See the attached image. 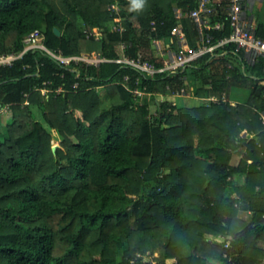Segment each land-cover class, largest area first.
Listing matches in <instances>:
<instances>
[{
	"label": "trees",
	"instance_id": "16d2710c",
	"mask_svg": "<svg viewBox=\"0 0 264 264\" xmlns=\"http://www.w3.org/2000/svg\"><path fill=\"white\" fill-rule=\"evenodd\" d=\"M114 1L0 0V54L23 51L38 29L56 53L160 66L155 50L176 47L175 8L197 6L118 0L119 31ZM217 18L213 40L230 29L223 7ZM181 20L195 46L196 26ZM233 48L153 75L37 48L0 65V264H264V57L246 63ZM232 86L249 90L245 101L229 99ZM181 87L200 101L177 105Z\"/></svg>",
	"mask_w": 264,
	"mask_h": 264
},
{
	"label": "built area",
	"instance_id": "2783aa9c",
	"mask_svg": "<svg viewBox=\"0 0 264 264\" xmlns=\"http://www.w3.org/2000/svg\"><path fill=\"white\" fill-rule=\"evenodd\" d=\"M256 1L257 0H196L197 6L189 8L186 11H182L177 7L175 8L177 22L171 28V35L175 37L176 47L167 44L164 50L158 49L159 53L164 55L162 65L157 66L153 62L143 59L140 54L137 57H130L127 54L122 53L120 57H116L114 60L116 62L128 64L140 71L152 75L164 71L172 73L185 68L189 63L205 53H214L217 48L224 47L227 44H233V51L242 53L243 59L246 63H253L259 56L264 57V38L256 34L257 22H255V15L253 13ZM221 7H223L224 15L227 16L230 29L227 35H223L213 40L208 31L222 27L223 24L219 18L214 20L215 14ZM108 9L116 13V22L113 24L112 29L122 31L124 27L121 23V16L118 14L119 1L115 0L110 3ZM185 16L193 22L197 29V43L195 46H187L186 44L187 36L181 20ZM151 25L154 29V20L151 21ZM25 42L27 44L26 49L31 47L45 49V46L40 42V31L38 29L33 30L25 38ZM154 44L157 45L156 40H154ZM120 46L124 49L125 43H121ZM49 52L62 62L83 59L87 63H97L98 61L103 60V58H100L99 56L89 57L69 55L63 57L51 51ZM19 55H14L12 53L0 54V65L10 64L12 60ZM175 94H186L185 88L181 87ZM216 99L215 96L207 98V100Z\"/></svg>",
	"mask_w": 264,
	"mask_h": 264
},
{
	"label": "rangeland",
	"instance_id": "374dc122",
	"mask_svg": "<svg viewBox=\"0 0 264 264\" xmlns=\"http://www.w3.org/2000/svg\"><path fill=\"white\" fill-rule=\"evenodd\" d=\"M253 13L255 15V22H257V21L264 22V0L262 2L259 1V0L256 1L255 5H254ZM40 41H42V36L40 38ZM17 54H20V52L17 53ZM88 54H92V53H88ZM98 56L99 57H102L103 59L105 58L104 56H102L100 54H98ZM99 62L100 61H98L97 63H99ZM188 78H189L188 81H192V76H191L190 73L188 74ZM105 91H106L105 88H103V87L102 88H99V92L101 93V96H102V105L103 106H106V105L109 104V101H108V99L106 97ZM248 93H249V90L246 89V88L232 86L230 88V91H229V99L230 100H233V101L242 102V101H245L246 100V98L248 96ZM171 100L175 101V103L177 105H194V104H196V103H198L200 101L198 98H196V97L193 96L192 90L190 92L186 93V95H175V96H171ZM7 114L8 113L5 112V111L4 112L3 111L0 112V129L1 130H4L7 121H9V116ZM59 137L60 136L58 135L57 136V139H56V142H54V145H57V143L59 142V140H60ZM240 154H241V151H238L236 154H234L233 159L236 161V159H238V157L240 156ZM242 178H243V176L241 174H239V175L237 174V175H235L233 177L232 180L234 182H236V181L241 182L242 181ZM230 189H231V187H228V190H230ZM210 264H216V262L210 263Z\"/></svg>",
	"mask_w": 264,
	"mask_h": 264
},
{
	"label": "bare ground",
	"instance_id": "6f19581e",
	"mask_svg": "<svg viewBox=\"0 0 264 264\" xmlns=\"http://www.w3.org/2000/svg\"><path fill=\"white\" fill-rule=\"evenodd\" d=\"M59 30V29H58ZM33 31V30H32ZM31 31V32H32ZM30 32V33H31ZM29 33V34H30ZM60 33V32H59ZM28 34V35H29ZM27 35V36H28ZM26 36V37H27ZM41 36H42V33L40 32V38H41ZM25 41V40H24ZM26 43V42H25ZM42 43V42H41ZM26 46H27V44H26ZM26 46H25V48L23 49V51H25V50H27L26 49ZM31 48H37V49H41L43 52H45V53H47L48 55H50V56H52L53 58H55L56 60H58L59 62H62L61 60H59L56 56H54V55H52L49 51H51V52H53L52 50H50V49H48L47 47H45V49H43V48H38V47H31ZM29 49V48H28ZM23 51H21L20 52V54L23 52ZM53 53H55V54H57V55H61V56H63V57H66V56H69V55H63V54H61V53H56V52H53ZM15 55H19V54H15ZM70 55H79V56H89V57H93L92 55H88V54H70ZM100 58H102V57H100ZM79 60H83V59H79ZM78 60V61H79ZM71 61V60H70ZM83 61H85V60H83ZM69 62V61H68ZM86 62V61H85ZM63 63H67V62H63ZM93 63V62H92ZM75 71H78V68H73ZM76 85V84H75ZM104 94V93H103ZM105 95V94H104Z\"/></svg>",
	"mask_w": 264,
	"mask_h": 264
},
{
	"label": "crops",
	"instance_id": "0c3cea01",
	"mask_svg": "<svg viewBox=\"0 0 264 264\" xmlns=\"http://www.w3.org/2000/svg\"><path fill=\"white\" fill-rule=\"evenodd\" d=\"M259 1H263V0H259ZM40 42H42V41H40ZM42 44L44 45V43L42 42ZM45 46V45H44ZM46 47V46H45ZM49 49V48H48ZM160 49V48H159ZM161 50H164V49H162L161 48ZM54 52V51H53ZM81 54H86V53H81ZM88 55H92V56H98V54L97 53H93V54H88ZM155 55H157L158 57H160L162 60H163V58H164V55H162L161 53H159V50H158V48L155 50ZM115 58H112V59H107V58H104L103 60H101V61H106V60H111V61H115L114 60ZM87 64H90V63H87ZM93 64H97V63H93ZM77 72V74H78V72H79V70L78 71H76ZM7 112L8 113V108H7V106H2L1 107V110H0V112Z\"/></svg>",
	"mask_w": 264,
	"mask_h": 264
},
{
	"label": "clouds",
	"instance_id": "9594fccd",
	"mask_svg": "<svg viewBox=\"0 0 264 264\" xmlns=\"http://www.w3.org/2000/svg\"><path fill=\"white\" fill-rule=\"evenodd\" d=\"M132 3L135 9H142L144 7L145 0H132Z\"/></svg>",
	"mask_w": 264,
	"mask_h": 264
},
{
	"label": "water",
	"instance_id": "95a60500",
	"mask_svg": "<svg viewBox=\"0 0 264 264\" xmlns=\"http://www.w3.org/2000/svg\"><path fill=\"white\" fill-rule=\"evenodd\" d=\"M53 31H54V32H55L57 35H58V34H59V32H60V31L58 30V28H57V27H54V28H53Z\"/></svg>",
	"mask_w": 264,
	"mask_h": 264
}]
</instances>
